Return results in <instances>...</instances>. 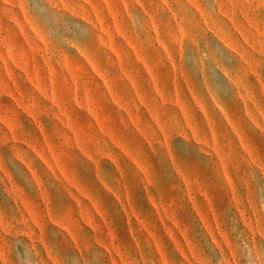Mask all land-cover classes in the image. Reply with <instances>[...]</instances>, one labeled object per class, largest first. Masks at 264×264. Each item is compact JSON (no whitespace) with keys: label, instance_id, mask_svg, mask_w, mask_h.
<instances>
[{"label":"rangeland","instance_id":"obj_1","mask_svg":"<svg viewBox=\"0 0 264 264\" xmlns=\"http://www.w3.org/2000/svg\"><path fill=\"white\" fill-rule=\"evenodd\" d=\"M0 264H264V0H0Z\"/></svg>","mask_w":264,"mask_h":264},{"label":"crops","instance_id":"obj_2","mask_svg":"<svg viewBox=\"0 0 264 264\" xmlns=\"http://www.w3.org/2000/svg\"><path fill=\"white\" fill-rule=\"evenodd\" d=\"M201 110V113H202V115H201V117L203 118V120L204 121H206L207 123H208V126H209V130L211 131V133L213 134L214 133V131L211 129V127H210V120H209V117H208V115L202 110V109H200ZM182 115H184V112H182ZM221 116V115H220ZM222 116H223V118L226 120V122L228 123V126L230 127V131L232 132V133H234L235 135H236V137H237V139H238V143H239V145H243V144H245L244 142H245V139H244V135L241 133V132H239L236 128H233V125L231 124V121H230V119H229V117L226 115V114H222ZM221 116V117H222ZM224 120V121H225ZM192 129V128H191ZM216 134V133H215ZM257 134H258V132H257ZM193 137H194V135H193ZM187 187V186H186ZM187 190H188V188H187Z\"/></svg>","mask_w":264,"mask_h":264}]
</instances>
